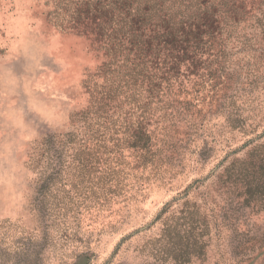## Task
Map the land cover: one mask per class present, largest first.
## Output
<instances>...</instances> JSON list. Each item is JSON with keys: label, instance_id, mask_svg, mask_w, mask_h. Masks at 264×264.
<instances>
[{"label": "trees", "instance_id": "obj_1", "mask_svg": "<svg viewBox=\"0 0 264 264\" xmlns=\"http://www.w3.org/2000/svg\"><path fill=\"white\" fill-rule=\"evenodd\" d=\"M52 1L56 29L87 35L103 56L70 128L43 132L27 154L51 170L35 199L57 217L111 225L154 185L183 173L190 156L203 159L210 137L246 130L232 116L239 89L254 81L233 59L264 56V0ZM247 154L255 169L240 172L233 162L226 183L241 185L242 207L264 210V144ZM235 220L246 229L234 236L231 258L254 264L264 253V220ZM190 230L183 229V264L206 256L205 235Z\"/></svg>", "mask_w": 264, "mask_h": 264}, {"label": "rangeland", "instance_id": "obj_2", "mask_svg": "<svg viewBox=\"0 0 264 264\" xmlns=\"http://www.w3.org/2000/svg\"><path fill=\"white\" fill-rule=\"evenodd\" d=\"M56 11L52 0H0V264H183L185 226L208 243L206 256L189 264H235L234 236L246 229L235 218L264 220V210L239 204L241 185L226 183L233 162L240 172L255 169L247 153L264 144V56L233 59L254 81L251 90L239 89L232 116L246 130L210 137L203 159L190 156L183 173L131 202L117 222H73L35 199L51 170L31 164L27 154L43 132L70 128L103 56L87 35L57 30ZM263 260L264 253L254 264Z\"/></svg>", "mask_w": 264, "mask_h": 264}]
</instances>
